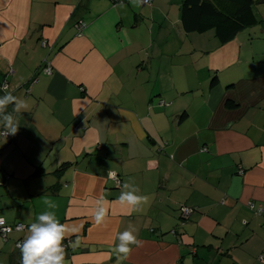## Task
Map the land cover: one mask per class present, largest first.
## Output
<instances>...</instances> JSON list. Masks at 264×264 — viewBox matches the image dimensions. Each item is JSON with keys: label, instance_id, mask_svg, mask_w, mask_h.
I'll use <instances>...</instances> for the list:
<instances>
[{"label": "crops", "instance_id": "obj_1", "mask_svg": "<svg viewBox=\"0 0 264 264\" xmlns=\"http://www.w3.org/2000/svg\"><path fill=\"white\" fill-rule=\"evenodd\" d=\"M120 2L0 0V87L28 105L0 138V216L24 226L0 237V264H20L45 197L76 230L64 264H264V212L248 205L264 208V19L221 44L182 28V0ZM124 183L147 197L131 213ZM125 230L142 246L123 259Z\"/></svg>", "mask_w": 264, "mask_h": 264}, {"label": "clouds", "instance_id": "obj_2", "mask_svg": "<svg viewBox=\"0 0 264 264\" xmlns=\"http://www.w3.org/2000/svg\"><path fill=\"white\" fill-rule=\"evenodd\" d=\"M144 0H130L134 6H139ZM124 7L123 2L118 5ZM4 95L0 96V136L16 135L19 124L12 113L7 111L11 105L14 113H22L27 110L28 105L24 100L18 99L7 91L6 86ZM109 178L116 177V173L109 170L107 172ZM122 190L117 199V202L122 207H126L131 213L147 202V197L137 195L139 191L131 183H124ZM43 203L46 209L36 217V222L31 223L27 227V233L23 241L18 242L17 247L20 250V264H64L66 250L63 241L69 231L75 232V229H68L62 224L54 211L57 205L50 198H43ZM96 206L93 213V220L97 226L102 225L106 219L108 209L105 207L107 201L103 196L96 200ZM5 221L0 216V226L4 225ZM119 241L113 251L119 258L126 259L132 252V247H141L142 242L137 239L131 230H125L117 235ZM79 240L72 244L76 247Z\"/></svg>", "mask_w": 264, "mask_h": 264}, {"label": "trees", "instance_id": "obj_3", "mask_svg": "<svg viewBox=\"0 0 264 264\" xmlns=\"http://www.w3.org/2000/svg\"><path fill=\"white\" fill-rule=\"evenodd\" d=\"M261 1L264 2V0ZM254 3L255 0H239L232 9H225L220 7L215 0H182L180 5V22L186 32L203 33L213 30L219 43L224 44L236 37L242 30L259 21L254 11ZM81 25L79 26V30L82 28ZM35 79L32 77L29 82L33 83ZM214 82L215 79L212 80L211 85ZM0 90L3 96L5 93L1 87ZM226 105L227 107H234L236 104L228 101ZM7 111L11 113V105ZM1 137L9 138L10 135L8 137ZM60 170L62 168L57 169L55 173H59ZM39 174H42V168L38 166L31 175L35 176ZM54 187L55 185L48 190L53 192ZM0 237L2 238V236ZM64 246L66 247V243Z\"/></svg>", "mask_w": 264, "mask_h": 264}, {"label": "built area", "instance_id": "obj_4", "mask_svg": "<svg viewBox=\"0 0 264 264\" xmlns=\"http://www.w3.org/2000/svg\"><path fill=\"white\" fill-rule=\"evenodd\" d=\"M151 2H152V0H144V2L142 3L143 5H150L151 4ZM49 69V68H48ZM5 86H6V89L8 88V86L6 85V84H3L2 85V87H1V89L4 91V89H5ZM9 136V135H8ZM8 136H6V137H8ZM242 171L241 170H239V173H241ZM112 179H114V181L116 182V183H119V178L117 177V175H116V177H114V178H112ZM249 206H250V208L252 209V210H254L256 213H258V214H261V213H263L264 212V208L263 207H257V208H254V205H253V203H249L248 204ZM192 212V209L191 208H189V207H184L183 208V217H186L188 214H190ZM5 221V220H4ZM12 229H15V230H22V229H24V226L21 224V223H16V224H14V225H8V224H6V222L4 223V225H2V226H0V236H2V238L3 239H6V237H7V233L10 231V230H12ZM22 240H18L17 242H16V247H17V244H18V242H21ZM18 248V247H17Z\"/></svg>", "mask_w": 264, "mask_h": 264}, {"label": "rangeland", "instance_id": "obj_5", "mask_svg": "<svg viewBox=\"0 0 264 264\" xmlns=\"http://www.w3.org/2000/svg\"><path fill=\"white\" fill-rule=\"evenodd\" d=\"M129 3H130V0H129ZM131 5H133L132 3H130ZM140 6V5H139ZM254 11H255V14L258 18H261V19H264V2H262L261 0H255V3H254ZM264 23V22H263ZM259 25V24H258ZM262 25V24H260ZM261 26H259L257 29L260 31V28Z\"/></svg>", "mask_w": 264, "mask_h": 264}]
</instances>
